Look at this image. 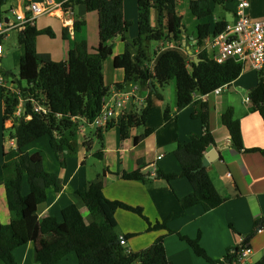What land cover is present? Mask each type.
<instances>
[{"label":"trees","instance_id":"obj_1","mask_svg":"<svg viewBox=\"0 0 264 264\" xmlns=\"http://www.w3.org/2000/svg\"><path fill=\"white\" fill-rule=\"evenodd\" d=\"M7 1L0 0V17L1 7ZM178 1L137 0L139 33L137 38L130 41L127 31L131 24L124 18L123 0H69L64 3L66 7L83 4L89 12H98L100 42L93 51L90 50L88 41L76 42L65 61H55L49 54L38 51V36L45 33L53 37L51 28L39 29L36 24H27L25 29L19 31L23 55L19 75L14 81L24 95L27 93L39 98L50 109V114L32 112L31 119L17 118L9 127L11 138L18 140V147L17 156L2 166L7 204L12 217L9 224L0 221V259L6 264H19L14 251L27 240L34 243L35 259L39 264H57L71 252L77 254V264H173L167 256L165 235L159 236L146 249L138 252L126 251L120 243L117 231L116 213L120 209L143 217L150 231L166 230L167 233H174V230L168 227V219L152 223L145 217L142 207L108 199L101 179L91 182L86 191L77 192L93 216L91 223L85 220L75 204L63 210L61 222L53 216L41 220L38 213L39 206L48 200L47 188L54 186L56 190L60 189L58 176L45 170L40 150L24 148L43 136L50 137L51 146L57 156L66 146L72 147L70 136L74 135L78 128L73 118L81 116L85 118L86 123H91L102 110L103 99L110 91L104 81L103 65L112 55L114 39L119 36L125 43V50L115 57L114 66L124 70L125 78L116 87H125L130 83H142L150 87L146 107L140 112L125 111L119 119L121 138H129L134 127L146 125L152 97L155 95L164 100L166 85L175 79L178 109L194 105L192 118L201 120L203 132L200 135L194 134L188 143L179 145L174 151L181 165V172L166 173L161 170L158 177L169 183L178 177H186L189 180L193 191L180 200L186 210L198 205H202L205 210H211L224 202L212 183L207 167L202 166L206 152L216 144L209 124V106L206 101L194 102V97L196 94L208 95L218 87L231 84L241 75L243 65L236 61L219 63L211 59L206 50H200V62L196 63L174 48L165 50L155 64L150 66L152 58L148 56V45L144 41L159 42L168 37L176 41L185 28L182 17L177 12ZM216 1L191 0L190 9L198 20V47L203 45L206 37L221 32L227 24L226 21L217 22L215 25L211 23L213 3ZM153 4L163 12L167 34L151 23ZM85 24V20L76 17L74 30L80 31ZM250 98L251 109L259 112L264 121L262 73L250 93ZM0 101L5 105V119L13 117L19 103V95L13 90L0 87ZM27 113H30V105ZM170 113V108L166 107L165 122L171 120ZM222 123L228 129L233 147L238 152H259L264 155V148H245L241 123L234 117L232 108L222 114ZM153 131V128H146L143 134L135 137V142L143 140ZM96 135L102 146L103 129L96 128ZM95 155L102 158V150H98ZM26 175L31 192L25 196L22 193V183ZM117 175L125 180L145 179L141 170L122 171ZM17 221L23 222V232L16 230ZM178 234L196 255L213 263L232 262L241 249L235 248L232 254L222 260H212L200 245L199 238ZM255 264H264V257Z\"/></svg>","mask_w":264,"mask_h":264},{"label":"crops","instance_id":"obj_2","mask_svg":"<svg viewBox=\"0 0 264 264\" xmlns=\"http://www.w3.org/2000/svg\"><path fill=\"white\" fill-rule=\"evenodd\" d=\"M29 1L9 0L1 7V16L8 17L5 10L9 9L10 12L12 9L25 6ZM32 1L43 2L44 0ZM55 1L52 10L41 15L36 21L39 29L49 27L54 33L53 37L45 33L38 36V51L49 54L55 61H65L69 50L76 42L83 40L89 42L90 50L93 51L100 42L98 12H89L83 4L75 8V6L66 7L62 4L65 0ZM180 2L181 0L177 2V12L182 16L179 9ZM216 2L221 4L225 15L214 21L211 19L212 25L220 21L227 23L233 21L235 0H217ZM216 2L213 3V14ZM184 3V12L188 8L193 15L190 9L191 0H184ZM250 13L256 18L264 17V0L263 3L262 0H251ZM76 17L86 21L80 31L74 30ZM155 18L156 15L152 10L151 23L154 26ZM184 21L183 19L185 28L182 29V45L187 56L177 49L189 60H193V56H198L202 49L196 45L197 28L190 29ZM197 23L198 21L195 26ZM130 28L131 25L127 36L130 41H133L136 35H130ZM162 41L165 42V39ZM174 42V40L169 42L168 47L174 49ZM113 43V53L103 65L104 81L110 89L122 83L125 78L124 70L114 66V59L124 52L125 43L120 36L115 38ZM144 43L146 44L145 41ZM165 50L158 51L152 57L149 55L148 47V56L152 58L150 66L155 64ZM260 73L264 80V70L258 72L247 64L241 75L228 84L221 94L213 92L208 95L196 94L194 97V102L206 101L209 106V124L216 144L208 150L215 148L217 152L215 157H219L206 167L214 187L224 199L220 206L205 210L202 205H198L186 210L182 207L180 200L193 191L189 180L186 177H178L169 183L158 177V172L161 170L166 173L179 174L181 165L174 151L179 145L188 143L194 134L200 135L203 132L201 120L192 118L194 105L179 110L177 100L173 104L169 103L167 92H164V100L155 95L152 97V106L146 125L134 127L129 138L122 139L120 135L118 121L123 114L116 116L108 126L102 128L103 156L99 159L104 166L101 172H94V164L89 165V154L95 156L96 152L92 151L94 142L88 131L90 125L86 122L78 124L74 135L70 136L72 147L66 146L59 156L53 150L49 136H43L24 148L25 150H40L45 170L58 176L60 189L56 190L54 186L47 188L48 200L39 206L40 219L53 216L61 222L63 221V210L75 204L85 220L91 223L93 216L77 192L86 191L91 182L101 179L104 182V193L108 199L142 207L145 217L152 223L168 219V227L174 230V233H167L166 230L150 231L143 217L120 209L116 213L117 231L120 239L123 238L126 241L122 246L127 252L146 249L159 236L165 235L167 256L173 264H234L233 261L213 263L196 255L193 249L181 240L178 234L181 233L190 238H199L200 245L212 260L224 259L237 247H250L252 253L244 263L240 264H255L264 257V232L258 233V229L261 226L264 227V155L259 152H238L233 147L228 129L222 123V114L229 108L233 109L234 117L241 123L245 148H264V121L259 112L251 109L250 98V93L256 87ZM138 85L139 98L126 111L140 112L146 106L150 87L142 83ZM246 92L249 95H246ZM247 98H250V101H247ZM166 107H169L171 111L169 122L164 120ZM4 111V102L0 101V221L3 224H9L12 217L7 204L2 166L6 161L15 158L17 152L16 148H12L14 152H8L3 146V132L5 128L9 129L8 125L11 123L10 119H5ZM146 128H153L154 131L136 143L135 137L143 134ZM98 141L101 144L99 138ZM135 170H141L145 179L142 181L125 180L117 175L122 171ZM30 192L31 187L28 175H26L22 183V193L26 196ZM15 228L23 232V222L17 221ZM14 255L19 264H39L35 259L34 243L30 240L16 248ZM77 262V254L71 252L57 264H77ZM0 264L6 263L0 259Z\"/></svg>","mask_w":264,"mask_h":264},{"label":"built area","instance_id":"obj_3","mask_svg":"<svg viewBox=\"0 0 264 264\" xmlns=\"http://www.w3.org/2000/svg\"><path fill=\"white\" fill-rule=\"evenodd\" d=\"M68 1H62V4ZM55 2V0L43 2L30 0L25 6L10 10L16 19L14 21L10 17H0V38L7 35V32L13 28L23 30L27 24L35 25L41 15L52 10ZM235 3L234 20L228 22L221 32L206 37L201 49H206L209 57L219 63L236 61L241 63L243 68L249 64L256 71L261 72L264 70V17L256 18L251 15V0H235ZM159 45L163 49L166 46L164 41H161ZM3 56L4 48L0 42V58ZM16 78L10 84L4 76H0V87L13 90L19 95V103L13 117L31 119L32 112L49 115L50 109L39 98L22 93V90L15 85ZM227 86L228 84L218 87L214 93L221 94ZM138 90L139 85L135 83L125 87H113L103 99L101 112L93 122L87 124L96 128L108 126L116 116L123 114L132 103L137 101ZM247 101H250V98H247ZM28 105H30V113H27ZM73 120L77 124L86 122L81 116L74 117ZM9 143L12 148H16V139L10 137ZM263 232L264 227L261 226L258 233ZM125 242V239H120L121 244ZM251 253L250 247H242L237 252L234 264L244 263Z\"/></svg>","mask_w":264,"mask_h":264},{"label":"rangeland","instance_id":"obj_4","mask_svg":"<svg viewBox=\"0 0 264 264\" xmlns=\"http://www.w3.org/2000/svg\"><path fill=\"white\" fill-rule=\"evenodd\" d=\"M123 1H124V6H125V15H126L125 18L131 24V28L129 30V33H130V35L135 34L136 38H137L138 32H139V27H138V19H139L138 10H139V7L137 4V0H123ZM218 3L219 2H216V4H214V14L211 17L212 21H214L215 19H220L223 15H225L224 9L222 8L221 4H218ZM262 3H263V0H262ZM153 6L154 7L152 8V10L154 11V15H156L155 26L158 28H161L166 33V31L164 29L165 28V25H164L165 20L163 18V12L159 11V9L157 8V5L153 4ZM76 7H77V5H75V8ZM179 9L181 11L180 13L182 15L181 16L182 20L183 19L185 20L184 22L188 25V27L190 29L195 30L196 29L195 25H196V22L198 20L194 15H191V12L189 11L188 8H187L186 12H184V9H185L184 0L183 1L181 0L180 5H179ZM4 12L8 17H10L12 20L15 21L16 17L11 12H9V9L5 10ZM77 13L79 14V11H77ZM19 31H20L19 29L13 28L7 32V35L2 36L0 39V42L2 43V46L4 48V56L2 58H0V76H4L6 81H8L10 84L12 83L13 79L19 75L20 61H21V57L23 55V48L19 43ZM171 41L172 40L170 39V37H168V39L166 38V40H165V44H166L165 48L166 49H172L171 47L170 48L168 47V44ZM158 43L159 42H156V41L146 43L149 47V54L152 55V57L155 55V52H158L160 50L161 51L165 50V48L164 49L161 48L158 45ZM157 47H158V50L156 51ZM175 47H176V49L178 48L179 50H181L184 53V55L187 56V54L185 53V49L182 45V33L180 35V38L174 42L173 48H175ZM243 80H245V78ZM15 85H17L16 81H15ZM176 91H177L176 81H175V79H173L170 81V83L168 85H166L165 90H164V92H167V96L169 98L168 102L171 104H173L177 100V92ZM246 95H249L248 92H246ZM14 120H15L14 117L10 118L11 123H10V125H8L9 127L14 122ZM95 128L96 127L88 126L90 138H92L93 142H94V145L92 148V151L94 153L97 152L98 150H102V146H101L100 142L98 141V138L96 137L97 135L95 132V130H96ZM10 134H11V129L5 128L3 135H2V140L4 142L3 146H4V149H6L8 152H14L13 151L14 149H12V147L10 146V143H9L10 137H11ZM88 160H89L90 166H92L94 164L93 165V171L94 172H96V171L101 172L102 171L104 165H103L102 161H100L99 157H97L96 155L94 156L90 153ZM90 172L92 174H94V172H92L91 170H90Z\"/></svg>","mask_w":264,"mask_h":264},{"label":"water","instance_id":"obj_5","mask_svg":"<svg viewBox=\"0 0 264 264\" xmlns=\"http://www.w3.org/2000/svg\"><path fill=\"white\" fill-rule=\"evenodd\" d=\"M7 20V19H6ZM184 30V28H183ZM193 60L196 63L200 62V58L198 56H193ZM16 147H18V140L16 139ZM217 154L216 149L215 148H211L210 150H208L203 158V162H202V166L206 167L208 166L211 162H213L215 159H218V157H215Z\"/></svg>","mask_w":264,"mask_h":264},{"label":"clouds","instance_id":"obj_6","mask_svg":"<svg viewBox=\"0 0 264 264\" xmlns=\"http://www.w3.org/2000/svg\"><path fill=\"white\" fill-rule=\"evenodd\" d=\"M161 41H162V40H161ZM161 41H160V42H161ZM160 42H159V43H160ZM159 46H160V45H159ZM135 84H137V83H135ZM16 148H17V147H16Z\"/></svg>","mask_w":264,"mask_h":264}]
</instances>
